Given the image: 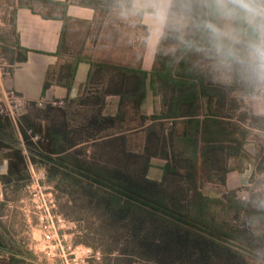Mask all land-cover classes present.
<instances>
[{
  "label": "trees",
  "instance_id": "16d2710c",
  "mask_svg": "<svg viewBox=\"0 0 264 264\" xmlns=\"http://www.w3.org/2000/svg\"><path fill=\"white\" fill-rule=\"evenodd\" d=\"M127 1L132 10L131 0ZM89 5L106 10L116 7L114 0H92ZM11 26L14 35V15ZM190 27L193 30L187 35L176 32L169 36V28L165 29L151 72L139 66L98 65L96 73L109 74L110 83L115 82L114 88L121 96V108L114 117H102L93 108L101 105L99 98L88 102L89 97L82 95L98 90L101 83L89 86L88 82L81 87L79 98L68 106L73 113L69 108L65 111V107L32 105V117L46 125L33 122L27 112L19 118L25 155L14 124L0 115V165L3 161L8 163L7 174L0 175L1 185L11 194L29 188L28 161L35 171L44 170L45 183L51 187L56 200L59 196L67 197L72 204L75 217L67 212L65 215L75 223L83 222L86 238L93 240L87 242L77 237L75 245L100 253V261L92 260L91 264H264L262 194L252 193L248 201L240 200L237 191L213 198L202 192L197 179L199 166L202 170L205 168L204 150L199 155V141L205 148L221 143L227 158L243 163L249 160L243 146L251 132L248 127L213 119V94L222 97L224 91L214 90L208 80L212 79L209 70L201 66V61L214 59L207 37L194 25ZM1 42L5 46L0 48L12 54L20 49L19 44H9L8 37L0 38ZM67 70L71 79H57V83L70 89L77 62L67 66ZM96 73L93 67L89 79H94ZM222 79L243 78L233 72L223 74ZM51 82L52 79L45 81L43 97ZM147 84L155 95L161 94L162 113L152 116L153 120L188 118L180 121L184 129L178 135L179 143L186 148V165L183 173L177 174L185 180L168 181L167 175L174 170L170 164L164 167L162 181L150 180L147 177L149 158L143 155L139 161L132 151L133 114L139 113ZM169 89L177 95L168 98ZM245 93L256 95L257 89L250 87ZM205 96L209 98L208 115L212 119L207 117L201 121L198 110ZM59 119L68 121L70 126ZM147 119L141 116L140 125ZM102 126L107 130L101 132ZM260 128L263 132L264 124ZM116 134L120 136L91 146L86 144L91 138L98 140L99 136ZM34 137L38 140L34 141ZM230 144L235 145L234 152L227 147ZM259 171L264 174V158L259 163ZM260 185L255 183L254 189ZM7 202L8 195L4 194L0 211ZM2 216L0 212V250L4 253L0 264H48L26 246L11 225L2 222Z\"/></svg>",
  "mask_w": 264,
  "mask_h": 264
},
{
  "label": "crops",
  "instance_id": "0c3cea01",
  "mask_svg": "<svg viewBox=\"0 0 264 264\" xmlns=\"http://www.w3.org/2000/svg\"><path fill=\"white\" fill-rule=\"evenodd\" d=\"M90 1L92 0H19L11 15L15 16L16 34H11L12 17L10 24L4 22L5 29H0L1 40L3 37H8L9 44H19L20 48L12 54L2 49L5 45L1 42L0 85L16 91L32 102L40 99L64 101L65 111H68L69 104L79 98L83 85L88 82L89 86L101 83L98 85L99 88L96 87L98 90L89 92V94L82 93V95L88 96L90 101L94 98L101 100V105L93 106V108L99 110L102 117L116 116L121 108V96L114 88L115 82L110 83L109 74L99 76L96 73L98 65L102 67L139 66L142 70L151 72L166 28L155 23L145 0H131L132 14L137 16V26H132L128 32L124 21L125 3L120 8V3L124 0H114L116 7L107 10L100 6L93 8L89 5ZM140 29L144 32L143 34H140ZM189 30L193 29L188 27L182 32L183 35L189 34ZM168 31L169 36H174L177 32L171 28ZM74 62H77V70L72 78L74 79L73 85L67 89L58 84L57 79H71L67 66ZM201 66L209 70L212 79L208 80L214 90L224 91V105L223 96L217 98L213 94L211 106L215 112L213 119L219 122L224 120L231 125L248 127L251 132L243 146L249 160L243 163H239L233 157L227 158L226 153H223L221 143L205 148L199 141L200 136L197 137L200 157L204 150L202 161L205 168L202 170L199 166L197 174L202 192L209 197L221 198L227 191L246 189L248 184L256 182L257 175L261 172L259 163L264 158V144L261 143L258 132L264 124L260 120L264 119V102H259L255 94L245 93L246 89L252 86L244 79H222L223 73L215 58L201 61ZM93 67L96 75L94 79H89ZM47 79H52V82L43 97V87ZM166 95L172 98L177 93L169 89ZM208 99V96L201 99L198 110V118L201 121L207 117L212 119L208 115ZM30 107L26 111L30 119L41 123L40 119L32 117L34 110ZM70 111L73 113L72 109ZM161 113V94L155 95L147 84L146 97L139 113L133 114V128L135 129L130 133H134L135 139L131 147L132 151L139 161L143 155L149 158L150 168L147 177L150 180L162 181L164 167L169 164L174 170L167 175L168 181L185 180L184 176L177 174L183 173L186 165V148L179 143L178 135L184 129L180 121L188 118L185 116L153 120L152 116ZM141 116L148 117L143 126L140 125ZM59 122L70 126L68 121L59 119ZM42 125L46 124L42 122ZM15 128L18 141L26 155L19 127ZM104 130L106 131L107 128L104 129L102 126L101 132ZM107 135L99 136L101 138L98 140H91V138L86 144L91 146L94 143L105 142L120 136V134ZM227 147L234 152L235 145L230 144ZM27 165L31 174V169L34 167L29 161ZM199 165H201V159ZM153 170H158L157 178L151 177ZM7 172L8 163L3 161L0 165V175H6ZM4 194L8 195L9 190L0 183V198ZM2 255L3 253L0 257ZM48 264L52 263L48 262Z\"/></svg>",
  "mask_w": 264,
  "mask_h": 264
},
{
  "label": "clouds",
  "instance_id": "9594fccd",
  "mask_svg": "<svg viewBox=\"0 0 264 264\" xmlns=\"http://www.w3.org/2000/svg\"><path fill=\"white\" fill-rule=\"evenodd\" d=\"M155 23L183 32L194 25L225 75L264 90V0H145Z\"/></svg>",
  "mask_w": 264,
  "mask_h": 264
},
{
  "label": "built area",
  "instance_id": "2783aa9c",
  "mask_svg": "<svg viewBox=\"0 0 264 264\" xmlns=\"http://www.w3.org/2000/svg\"><path fill=\"white\" fill-rule=\"evenodd\" d=\"M256 98L264 102V90H257ZM64 102L52 99H40L32 102L16 91L0 85V115L8 118L15 127H18L19 118L31 105L43 108L46 105L61 106ZM261 143L264 144V131L258 132ZM34 141L38 137L33 138ZM32 168V167H31ZM260 180L259 188L254 189L255 182L248 184L246 189L238 190V198L248 201L252 193L260 192L264 199V174L257 175ZM32 196L34 207L39 220L40 238L34 243V251L52 264H91V261H100L101 255L89 247L75 245L73 239L63 233L67 223L62 215L54 213V193L45 183L44 171L36 172L31 169Z\"/></svg>",
  "mask_w": 264,
  "mask_h": 264
},
{
  "label": "rangeland",
  "instance_id": "374dc122",
  "mask_svg": "<svg viewBox=\"0 0 264 264\" xmlns=\"http://www.w3.org/2000/svg\"><path fill=\"white\" fill-rule=\"evenodd\" d=\"M19 0H0V29H5L4 22L6 24H10L11 15L13 9H15L17 3ZM124 4L125 6V24L127 28V32L129 31L132 26H137V16L132 14V10L128 8V1L124 0L122 3H120V8ZM144 32L140 29V34H143ZM6 56V55H5ZM11 70V68H6ZM89 102V98L87 99ZM64 102V101H63ZM66 103L64 102L61 106H52V105H46V106H52V107H65ZM45 106V107H46ZM44 108V107H43ZM35 170V169H34ZM42 170V169H41ZM36 171V172H40ZM159 172L158 170H153L151 177H158ZM256 184H261L260 180H257L255 182ZM49 186V185H47ZM32 181L30 184V187L26 190V188H22L18 191V193L15 194H8V202L0 212L3 215L1 220L5 225H8L12 227L13 231L18 235L19 238L23 239L25 241V244L27 247H29L32 251H34V243L39 240L40 238V230H39V220L37 216L36 209L34 207V203L32 202L33 196H32ZM260 193V192H256ZM3 198V197H2ZM0 198V199H2ZM54 200L55 208L54 213L57 215H62L61 213L66 214L65 212L71 213L72 217H75V213L71 212L72 204L69 203V199L67 197H58L57 200L54 197H52ZM56 203H58L56 205ZM74 205V204H73ZM82 214V213H81ZM79 214V215H81ZM63 216V215H62ZM64 217V216H63ZM66 218H68L65 215ZM64 217V218H65ZM65 218V219H66ZM67 223L65 224V227L63 228V233L73 239V241L78 237V239L86 240L87 242H92V239H89V236L86 238V234L83 230L85 227L84 223L81 224L75 223L72 219H66ZM35 252V251H34ZM3 253L2 251L0 254ZM36 253V252H35ZM37 254V253H36ZM39 255V254H38ZM4 256V253L3 255Z\"/></svg>",
  "mask_w": 264,
  "mask_h": 264
}]
</instances>
